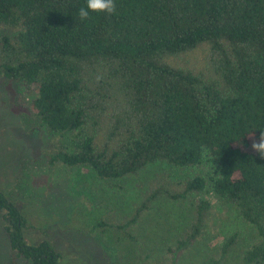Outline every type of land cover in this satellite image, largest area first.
Masks as SVG:
<instances>
[{"label": "trees", "instance_id": "trees-1", "mask_svg": "<svg viewBox=\"0 0 264 264\" xmlns=\"http://www.w3.org/2000/svg\"><path fill=\"white\" fill-rule=\"evenodd\" d=\"M115 4L112 15L82 21L86 0H0V30L12 34L0 36L3 83L28 87L31 115L65 141L47 164L101 180L156 163L195 171L177 183L162 176L148 199L210 193L257 233L242 264H264V159L246 148L264 131V0ZM202 47L206 71L170 62ZM193 206L195 225L177 250L196 239L210 207ZM0 218L12 259L63 264L48 241L25 240L27 220L1 191Z\"/></svg>", "mask_w": 264, "mask_h": 264}, {"label": "rangeland", "instance_id": "rangeland-1", "mask_svg": "<svg viewBox=\"0 0 264 264\" xmlns=\"http://www.w3.org/2000/svg\"><path fill=\"white\" fill-rule=\"evenodd\" d=\"M4 34L12 36L0 30ZM206 54L202 47L170 62L206 71ZM30 94L25 86H5L0 73V191L26 218L23 235L29 244L48 241L63 264H242L258 237L234 207L220 205L210 193L148 199L162 176L177 183L195 171L156 163L136 175L101 180L87 168L49 166L46 153L65 141L31 115ZM252 143L247 150L253 151ZM199 199L210 205L199 235L177 250L195 225L193 203ZM11 257L0 218V264H29Z\"/></svg>", "mask_w": 264, "mask_h": 264}, {"label": "clouds", "instance_id": "clouds-1", "mask_svg": "<svg viewBox=\"0 0 264 264\" xmlns=\"http://www.w3.org/2000/svg\"><path fill=\"white\" fill-rule=\"evenodd\" d=\"M115 11V0H86V6L79 9V17L83 21L89 18L90 13L112 15ZM212 115H214V112ZM251 147L253 151L259 154L261 159H264V131H261L259 140H254Z\"/></svg>", "mask_w": 264, "mask_h": 264}]
</instances>
